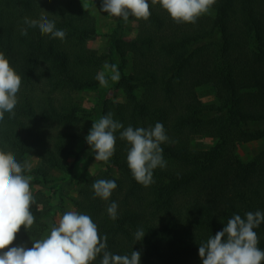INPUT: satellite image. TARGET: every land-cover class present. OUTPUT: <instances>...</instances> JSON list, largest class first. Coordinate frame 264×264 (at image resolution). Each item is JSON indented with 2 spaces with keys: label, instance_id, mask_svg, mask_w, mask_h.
<instances>
[{
  "label": "trees",
  "instance_id": "obj_1",
  "mask_svg": "<svg viewBox=\"0 0 264 264\" xmlns=\"http://www.w3.org/2000/svg\"><path fill=\"white\" fill-rule=\"evenodd\" d=\"M86 1L0 0V53L21 79L15 115L5 112L0 120V150L22 166L28 156L36 157L38 166L21 175L32 177L30 189L45 188L56 181L54 172L68 173L65 162L77 156L83 112L76 93L99 91L100 118L111 112L125 128L162 123L168 137L160 145L166 167L153 170V183L144 186L133 178L120 129L114 133L113 156L104 169L82 178L72 205L107 236L106 250L112 254L139 251L140 264H202L199 245L234 214L264 213V149L246 163L236 153L238 144L264 140V0H216L195 23H178L159 0H147V20L129 16L139 36L125 40L120 21L107 36L106 54L87 46L98 34ZM41 15L55 21L66 37L42 35L38 27L21 35L27 27L23 18ZM114 58L122 67L129 63V73L112 80L123 102L106 99L96 79ZM202 87L213 94L209 104L198 98ZM197 136L213 145L192 149L191 138ZM96 180H115L117 188L107 201L94 198ZM33 196L34 223L22 225L9 247L31 248L55 226L49 199L40 191ZM112 202L118 204L115 220L107 213ZM65 212L61 209L60 217ZM138 229L145 231L140 241ZM254 231L264 251V221ZM102 258L103 250L89 264Z\"/></svg>",
  "mask_w": 264,
  "mask_h": 264
},
{
  "label": "clouds",
  "instance_id": "obj_2",
  "mask_svg": "<svg viewBox=\"0 0 264 264\" xmlns=\"http://www.w3.org/2000/svg\"><path fill=\"white\" fill-rule=\"evenodd\" d=\"M157 0H153L156 3ZM216 0H159L161 7L176 22L195 23L203 13L209 11ZM100 10L115 17H122L125 22L129 16L137 20H147L150 16L147 0H102ZM27 27L21 28V35H27L29 27H38L42 35L63 40L66 31L56 28L55 21L45 15L40 18H23ZM105 70H111V79L118 81L120 73L116 65L104 64ZM96 79L102 86L107 85L105 73L99 72ZM20 76L9 66L8 60L0 53V120L4 113L15 115L14 108L18 102ZM120 131V139L125 140L127 164L133 178L140 184L148 186L154 182L153 170L166 167L161 144L168 140L164 126L157 122L154 127L147 128L124 125L113 119L111 112L93 123L86 142L94 153L95 161H108L115 152L116 136ZM31 171L27 162L22 166L10 152L0 150V264H89L103 250L100 264H140L141 253L132 251L131 255H117L107 251V236L98 234L97 225L87 214L67 211L53 226L50 235L33 243L31 248L24 245L11 246L21 226L31 227L34 216L31 206L35 198L30 190L31 176L25 178L22 171ZM94 198L105 201L117 188L115 180H96L92 185ZM118 204L112 202L107 213L113 220L117 219ZM264 221L261 211L247 212L242 218L234 214L221 231L210 236L198 248L202 264H260L264 260V251L257 247L258 237L254 231ZM145 235L143 229L135 232L136 241Z\"/></svg>",
  "mask_w": 264,
  "mask_h": 264
},
{
  "label": "rangeland",
  "instance_id": "obj_3",
  "mask_svg": "<svg viewBox=\"0 0 264 264\" xmlns=\"http://www.w3.org/2000/svg\"><path fill=\"white\" fill-rule=\"evenodd\" d=\"M102 2L86 1L84 7L87 8L94 18L95 27L98 36L92 40H88V48L95 50L98 54H106L107 51V36L117 27L118 23L123 20V29L121 35L125 40L131 41L139 36L137 30V23L128 19L124 21L122 17H115L100 10ZM113 64L116 65L119 73H129V63L122 67L118 58L113 59ZM109 64V63H108ZM110 65V64H109ZM105 73L107 79V85L100 87V89L107 92L105 98L114 102H123L124 96L120 91L114 90L112 86L111 70H105L104 67L100 72ZM82 108L83 121L81 123V136L82 138L76 143L75 152L76 157H71L65 162L70 171L54 172L53 178L56 180L53 183H49L45 188L41 186H34L30 190L32 194L36 191H40L45 198L49 199V203L52 210V218L55 226L58 225L60 219V210L74 211L72 205L73 198L76 197V188L81 183L82 178L89 175H95L99 170L104 169V161H95L94 153L91 151L90 146L86 142V136L88 135L93 123H96L100 119V93L83 91L75 94ZM198 98L204 104H209L213 101V94L209 88H200L198 90ZM213 145V141L208 138L200 136L191 138V148L194 150H205ZM264 149V140L249 142L245 144H238L236 153L239 159L246 163L255 157L261 150ZM31 165V170L36 168L39 164V160L30 155L27 157L25 163ZM115 177H119L116 170L111 171Z\"/></svg>",
  "mask_w": 264,
  "mask_h": 264
}]
</instances>
